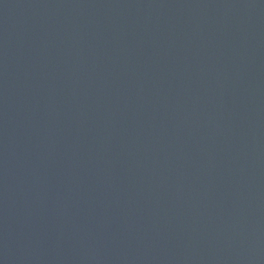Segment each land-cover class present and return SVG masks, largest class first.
<instances>
[{
  "label": "water",
  "instance_id": "water-1",
  "mask_svg": "<svg viewBox=\"0 0 264 264\" xmlns=\"http://www.w3.org/2000/svg\"><path fill=\"white\" fill-rule=\"evenodd\" d=\"M0 264H264V0H0Z\"/></svg>",
  "mask_w": 264,
  "mask_h": 264
}]
</instances>
